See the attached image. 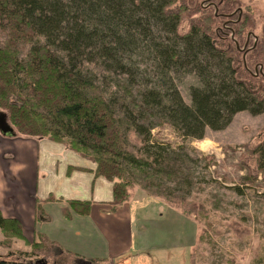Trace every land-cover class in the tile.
Here are the masks:
<instances>
[{
    "label": "trees",
    "instance_id": "trees-1",
    "mask_svg": "<svg viewBox=\"0 0 264 264\" xmlns=\"http://www.w3.org/2000/svg\"><path fill=\"white\" fill-rule=\"evenodd\" d=\"M177 2L198 7L195 0H0V109L22 136L63 143L95 164L94 176L113 184L111 212L131 201L135 185L172 208L190 194L196 161L182 146L154 141V129L169 125L185 139L203 140L207 129H226L240 112L264 114V43L242 51L246 23L231 11L237 0L210 1L219 13L186 34L179 32L182 10L171 9ZM212 17L225 20L217 32L210 31ZM180 74L199 80L190 105ZM255 152L264 167V141ZM44 201L36 202L37 220ZM92 204L72 199L63 212L88 215ZM0 229V245L9 249L0 264H48L12 259L13 237L32 254L59 249L44 233L28 240L20 220L1 209Z\"/></svg>",
    "mask_w": 264,
    "mask_h": 264
},
{
    "label": "rangeland",
    "instance_id": "rangeland-1",
    "mask_svg": "<svg viewBox=\"0 0 264 264\" xmlns=\"http://www.w3.org/2000/svg\"><path fill=\"white\" fill-rule=\"evenodd\" d=\"M210 1L212 0H195L198 7L192 5L189 6V10L182 6H188L183 2L172 5L171 9L182 10L179 32L186 34L195 22L201 21L206 15L219 13L217 7L215 11L214 8L210 9ZM237 3L231 11H237L235 18H241L243 23L244 21L246 23V29L241 32L240 37L242 42L240 46L244 51L247 46L254 43H264V0H237ZM239 8H242L240 13ZM212 18L214 19H211L210 31L217 32L218 27H222L225 20ZM248 35L250 38L247 40ZM232 37L235 38L234 35ZM245 55L240 52V57ZM180 76L177 81L178 88L185 102L190 105L192 103L190 87L198 85L199 80L194 75L180 74ZM0 112L3 113L1 109ZM14 129L16 135L10 138V146H26L33 152L31 156L33 161L27 164L28 175L25 174V182L21 187L19 186V194L40 199L51 192L55 197L67 198L73 190L79 191L86 196L85 198H93L95 176L71 168L77 163L83 166L87 162L83 156L63 143L49 138L25 137L15 127ZM131 139L134 145L140 146L137 136L131 135ZM152 139L171 144L175 148L182 146L196 161L191 164L195 184L190 194L183 204L173 205L175 209L179 207L181 213L183 209L190 214L186 215L188 222L185 229L186 237L191 241L184 264H264V167L260 166L258 154L255 152L257 146L264 141V114L252 115L247 111L240 112L235 115L226 129L221 131L207 129L203 140L185 139L169 125L154 129ZM33 171L35 175H32ZM7 177L6 173V179ZM12 179L10 177L9 180ZM103 181L96 183L97 194L94 198H98L99 192L103 190L102 188L100 190L102 183H108L107 179ZM237 187L240 188L239 191ZM130 193L131 200L141 199L142 202L145 197H155L149 195L139 185L133 186ZM103 195H106L105 190ZM155 198L158 199L159 204L165 203L172 208L171 204L162 197ZM161 205H156L154 210L144 211L163 213L166 208ZM56 213H60V205H47L44 212L38 215L37 230H45L47 224L51 229L55 228L58 221L50 224L46 220H50L51 215L55 218ZM23 225L25 235L32 238L34 224L23 223ZM11 244V250L16 253L12 259L21 256L20 260L25 258L38 259L48 264H73L69 258L57 254L55 249L48 251L43 249L32 254L31 247L17 237L11 238ZM25 252L30 256L21 254ZM162 253L170 255L169 261L173 258L170 252L162 251ZM178 253H181L179 258L182 260L185 252L173 251L175 257ZM174 264L183 263L177 260Z\"/></svg>",
    "mask_w": 264,
    "mask_h": 264
},
{
    "label": "crops",
    "instance_id": "crops-1",
    "mask_svg": "<svg viewBox=\"0 0 264 264\" xmlns=\"http://www.w3.org/2000/svg\"><path fill=\"white\" fill-rule=\"evenodd\" d=\"M10 138L13 137H5L0 133V143L3 144L0 145V209L4 217L19 219L23 232L25 231L23 223L34 224L32 238L25 235L28 240L31 241L37 233H44L59 245L60 250L55 249L57 254L69 258L73 264H167L168 262L174 264L177 260L186 263V252L188 255L189 241H191L186 237L187 217L165 203H161L166 208L163 213H146L144 211L146 209L154 210L156 205L162 206L155 197H145L143 202L141 199L139 201L133 199L117 211L111 212L110 202L113 199L111 181L102 183L100 190L101 188L103 190L99 192L98 198H94L97 194L96 183L104 182L103 180H106L104 177L93 178L94 191L91 200L85 198L86 196L79 191L73 190L67 198L59 197L63 199L62 202L48 200L51 196L59 199L51 192L40 199L19 194V186L21 187L25 182V174L28 175L27 164L33 161L31 159L33 152L26 146L11 147ZM86 160L83 166L77 163L71 168L93 174L91 171L95 168V164ZM29 170L31 174L30 167ZM32 175H35L34 171ZM10 177L13 178L12 181L9 180ZM72 199L92 201L90 213L80 215L71 212L70 218H67L63 209L69 207L66 201ZM37 200H47L44 201L43 212L49 204L60 205V213H56L55 218L51 215V219L46 220L50 224L58 221L55 228L51 229L47 224L45 230H37L38 220L35 210ZM3 239L0 229V242ZM181 250L185 252L182 260L179 258L181 253L176 254L177 257L173 254V251L181 252ZM8 251L9 249L0 245V255H6ZM162 251L171 253L173 256L171 261H169L170 255L163 254Z\"/></svg>",
    "mask_w": 264,
    "mask_h": 264
},
{
    "label": "water",
    "instance_id": "water-1",
    "mask_svg": "<svg viewBox=\"0 0 264 264\" xmlns=\"http://www.w3.org/2000/svg\"><path fill=\"white\" fill-rule=\"evenodd\" d=\"M251 35V33H250ZM248 35L247 40L250 38ZM248 43V41H247ZM246 43V45H247ZM245 57V56H244ZM0 133L5 137H13L16 135L14 127L10 124L8 116L5 113L0 112Z\"/></svg>",
    "mask_w": 264,
    "mask_h": 264
}]
</instances>
